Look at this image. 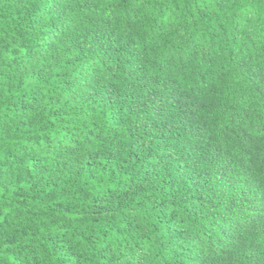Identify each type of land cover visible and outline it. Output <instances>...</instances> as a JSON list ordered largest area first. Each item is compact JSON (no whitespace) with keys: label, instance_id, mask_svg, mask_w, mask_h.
Listing matches in <instances>:
<instances>
[{"label":"clouds","instance_id":"1","mask_svg":"<svg viewBox=\"0 0 264 264\" xmlns=\"http://www.w3.org/2000/svg\"><path fill=\"white\" fill-rule=\"evenodd\" d=\"M64 3L60 17L46 0H0V264H106L108 257L137 264L140 255L143 264H196L194 257L203 264H264V97L234 62L264 71V0ZM104 26L120 40L119 63L89 51L85 30ZM129 52L147 66L142 75L175 81L187 110L234 158L214 161L196 131L178 136L176 155L201 175L208 219L194 214L201 207L196 188L170 186L163 172L151 175L147 165L154 162L139 152L140 163L133 162L130 140L113 122L115 108L87 99L82 83L94 71L123 90L112 73L126 66ZM109 64L112 73L105 72ZM241 129L247 153L238 142ZM225 162L232 183L221 198L223 182L214 173ZM145 172L151 179L142 182ZM161 201L165 206L154 210ZM172 201L177 208L167 207ZM97 206L111 212L93 223ZM170 212L174 224H166ZM173 228L184 238H170Z\"/></svg>","mask_w":264,"mask_h":264},{"label":"trees","instance_id":"2","mask_svg":"<svg viewBox=\"0 0 264 264\" xmlns=\"http://www.w3.org/2000/svg\"><path fill=\"white\" fill-rule=\"evenodd\" d=\"M16 5H22L26 0H14ZM86 2V0H85ZM49 5V11L52 13H57L58 16L63 17L67 11V7L64 0H46ZM18 15V13H17ZM85 38H90L93 45L89 51L94 52V54H99L104 57H116L114 63H119V53L123 51L120 46V40L117 37L113 40L115 33H110L109 27H97L94 30H85ZM48 38L50 40H56L58 37L55 31L48 33ZM79 37H77L78 39ZM82 52L83 50L80 49ZM238 71L242 74L247 75L250 82L258 81L254 84V90L258 95L264 97V71L257 70L253 71L252 68L242 60L234 61ZM126 66L113 72V64H109L105 67V72L112 73V79L123 82V90L114 83L104 84L102 82V76L98 75L95 71L93 72V77L91 80L85 79L82 83V88L86 91V96L88 100L93 103L99 101L103 107H107L109 111L115 108L114 124L117 127L124 129V135L130 140L129 144V158L140 163V158L137 156V152L140 156H143L146 160L153 161L154 163L147 165L151 169V175H157L158 172H163L170 186H175L177 181L182 183H188L193 188H196L195 199L196 203L200 204V210L196 211L194 208V214L203 216L205 219L209 218V214L203 211V201L204 197L200 195L199 189L197 188V183L201 179V175L197 170H188V165L182 163L185 159L183 155L177 156L175 149L177 147L178 136H182L185 132L191 134V132L196 131L198 134H202L206 140L204 147L213 153L212 159L214 161H232L234 158L230 153L226 152L219 144L214 142L215 137L207 134V125L195 118L194 113L188 111L186 108L185 94L181 91L179 86L175 81H170L166 78L163 82H159L158 78L146 77L142 75L143 72L147 71V66L139 62V58L136 57L134 52H129L128 58L124 61ZM67 86V83H66ZM162 89L163 91H161ZM166 93V95H165ZM122 98V99H121ZM75 101V97H73ZM203 107V105H201ZM149 112L151 114H149ZM179 113V115H177ZM95 126V125H93ZM246 134L241 129L240 135L238 137V142L242 150L246 153L248 149L245 146L244 140L241 139L245 137ZM99 138V137H97ZM226 139H229L226 137ZM43 143V142H41ZM50 149V146H49ZM143 149V151H141ZM193 147H190L188 151H194ZM184 152V149H180ZM111 158V153L108 154ZM190 158V157H189ZM33 167L39 166V160L35 157L30 158ZM31 163L30 161H25V164ZM165 163H168L166 165ZM94 157L89 156V167L93 166ZM171 165H175L174 168H169ZM243 167V165H241ZM230 168L228 163H221L220 167L215 169V175L222 181L220 196L223 198L224 191L226 187H230L232 183V177L229 175ZM203 175H208V169H204ZM151 179L148 172H145V176L142 182H146ZM51 182V181H49ZM39 183V181H37ZM25 187V185H22ZM35 187V185H34ZM53 187L55 185L53 184ZM138 190H142L141 186H137ZM261 191V189H257ZM17 199H21L19 194ZM47 200L54 199V195L49 193L45 198ZM119 207V204L117 205ZM165 202H159L157 205L154 202L153 209L156 210L157 207L163 208ZM61 206L57 205V209ZM169 208H177L175 201H172L167 205ZM111 212L110 208H105L102 206H97L93 211V223L97 220L95 217H100L101 215L107 216ZM223 223V217H218ZM176 219L175 213L170 212L166 219V224H174ZM259 217H257V220ZM199 223V220H197ZM249 223L254 224L255 221H249ZM128 230L130 232L134 231L133 225L129 224ZM166 227V225H162ZM172 231V237L170 238H184L183 230L178 228L170 229ZM49 242L53 244V248L56 249L58 246L53 242L52 238L49 237ZM71 254V248L66 252ZM101 258L104 259L103 252L100 253ZM196 264H203L199 257H194ZM76 264H80V260L77 259ZM106 264H116L114 257H108ZM125 264H128L126 261ZM137 264H143V256L137 257Z\"/></svg>","mask_w":264,"mask_h":264}]
</instances>
